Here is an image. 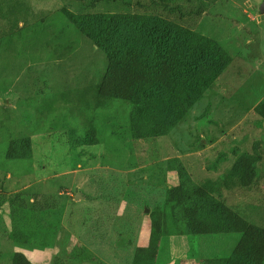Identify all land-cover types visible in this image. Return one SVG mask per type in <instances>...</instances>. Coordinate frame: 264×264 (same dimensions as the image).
Here are the masks:
<instances>
[{
  "label": "rangeland",
  "instance_id": "rangeland-1",
  "mask_svg": "<svg viewBox=\"0 0 264 264\" xmlns=\"http://www.w3.org/2000/svg\"><path fill=\"white\" fill-rule=\"evenodd\" d=\"M125 1L130 7L120 1L87 8L91 0H0V194L21 193L31 202L44 193L64 203L60 212L29 221L37 239L28 249L6 238L9 205L1 206L0 264H12L15 252L32 264H137L156 208L168 212V235H160L151 264H226L241 236L179 235L166 206L168 188L216 184L243 157L255 161L256 184L209 190L208 202L223 201L264 228V123L254 114L264 99V0ZM166 7L178 9L171 14ZM127 11L216 44L207 51L206 67L215 64L217 71L182 96V114L165 100H156L159 106L149 101L141 111L122 100L95 110L108 60L84 29L98 37V18L91 16ZM196 76L190 73L191 84ZM94 116L96 144L80 135ZM11 141L24 142L29 157L8 160ZM186 206L178 205V214L185 215ZM201 216L218 221L216 213ZM76 246L87 261L68 259Z\"/></svg>",
  "mask_w": 264,
  "mask_h": 264
},
{
  "label": "trees",
  "instance_id": "trees-1",
  "mask_svg": "<svg viewBox=\"0 0 264 264\" xmlns=\"http://www.w3.org/2000/svg\"><path fill=\"white\" fill-rule=\"evenodd\" d=\"M123 2L125 0H91L90 5L83 7L95 8L103 2ZM168 12L175 14L178 8L166 7ZM98 18L100 35L93 36L89 30L84 34L103 51L108 60L106 73L101 81L95 110H104L112 100H122L133 106L134 111H141L150 101L159 106L156 100H165L173 104L177 110L182 96L193 87L202 86L211 73H216V65L206 67L209 61L207 51L216 47L212 41L205 42L200 35H194L187 29L160 18H148L136 14L118 12L97 14L90 18ZM95 18V19H97ZM81 27L82 25L79 24ZM194 43L200 44L196 51ZM67 50H70L69 48ZM195 73L198 82L193 84L189 78ZM196 76V77H197ZM254 114L264 123V99L254 107ZM96 116L88 128L80 135L89 142L97 143ZM8 160H23L29 157L24 142L11 141L7 155ZM179 166V174L182 171ZM258 180L257 167L254 160L243 157L237 161L233 171L222 177L216 184L208 187L191 186L181 182L168 188L166 206L176 223V230L183 235L187 230L197 236L213 234H238L241 236L233 250L232 258L226 264H233L236 259L243 264H264V228L254 225L241 217L225 202L214 204L208 202L209 190L229 191L251 189ZM56 195L36 193L31 202L26 201L21 193L7 197L0 194V207L9 205L11 229L5 233L6 238L19 248H32L37 239L35 232L29 229V221L33 218H44L51 212H60L64 203ZM187 202L185 215L178 214L177 207ZM208 211L217 214L216 223L208 222L201 214ZM168 212L156 208L151 213L152 234L148 247H140L136 251L137 264H151L158 257L160 235H168ZM183 217V218H182ZM182 224L180 227L179 224ZM183 227V228H182ZM46 248V244L42 246ZM73 261H87L84 250L76 246L69 254ZM12 264H32L21 252L13 254ZM54 264H61L57 260ZM214 264V263H207Z\"/></svg>",
  "mask_w": 264,
  "mask_h": 264
},
{
  "label": "water",
  "instance_id": "water-1",
  "mask_svg": "<svg viewBox=\"0 0 264 264\" xmlns=\"http://www.w3.org/2000/svg\"><path fill=\"white\" fill-rule=\"evenodd\" d=\"M259 12H260L261 15H264V1H263V3H262V4L260 5V7H259ZM2 99H5V98L2 97ZM12 102H13L12 99H7V104H8V105H11ZM76 199H79V197L77 196ZM145 212L148 213L149 210L146 208V209H145Z\"/></svg>",
  "mask_w": 264,
  "mask_h": 264
},
{
  "label": "crops",
  "instance_id": "crops-1",
  "mask_svg": "<svg viewBox=\"0 0 264 264\" xmlns=\"http://www.w3.org/2000/svg\"><path fill=\"white\" fill-rule=\"evenodd\" d=\"M39 257V256H38Z\"/></svg>",
  "mask_w": 264,
  "mask_h": 264
}]
</instances>
